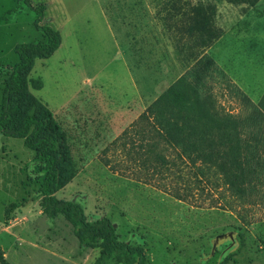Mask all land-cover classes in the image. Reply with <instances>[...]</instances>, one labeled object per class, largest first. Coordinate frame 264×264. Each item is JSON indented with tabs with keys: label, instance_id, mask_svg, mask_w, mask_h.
Wrapping results in <instances>:
<instances>
[{
	"label": "rangeland",
	"instance_id": "1",
	"mask_svg": "<svg viewBox=\"0 0 264 264\" xmlns=\"http://www.w3.org/2000/svg\"><path fill=\"white\" fill-rule=\"evenodd\" d=\"M30 1L33 6L44 2ZM122 3L141 7L144 15L163 14L145 27L121 29L129 41L121 45L99 19L61 20L53 27L64 39L61 47L50 58L36 60L29 74L30 80L42 82L41 89L29 85V91L65 132L75 169L55 196L79 200L89 220L108 218L121 241L143 248L147 264H264V188L238 202L218 188L216 178H199V183L191 181L193 194L178 200L163 190L164 182L135 179L124 168L121 139L113 144L202 55L225 75L211 82L223 109L246 111L231 92L234 86L257 104L264 92V0L254 5L112 0L111 5ZM66 4L69 9L81 3ZM153 7L155 12L147 11ZM61 13L71 15L70 10ZM50 14L44 12L40 25L51 26ZM206 15L217 35L209 47L207 34L196 24ZM35 18L22 0H0V107L7 71L18 61L15 46L42 40ZM34 162L23 139L0 135V253L5 263L92 264L99 250H80L63 215L49 220L42 213L38 188L43 174Z\"/></svg>",
	"mask_w": 264,
	"mask_h": 264
},
{
	"label": "trees",
	"instance_id": "2",
	"mask_svg": "<svg viewBox=\"0 0 264 264\" xmlns=\"http://www.w3.org/2000/svg\"><path fill=\"white\" fill-rule=\"evenodd\" d=\"M22 1L35 14L34 27L42 33V40L14 48L18 61L9 67L4 80L0 135L23 139L34 152V164L43 174L38 188L42 213L49 220L63 215L72 226L80 250H99L92 264H147L143 248L121 241L108 218L89 220L79 200L55 196L74 178L75 169L65 132L51 111L29 91V85L41 89L42 82L30 80L29 74L36 60L48 59L57 51L61 35L48 25H40L44 3L33 6L30 0ZM257 1L228 0L248 5ZM209 22L206 15L196 23L200 25L197 30L207 34V47L217 37ZM216 76L225 77L212 58L202 55L121 132L113 144L121 139L124 168L135 179L164 182L163 190L183 201L193 194L191 181L199 183V178H216L218 188L238 202L261 192L264 92L255 104L234 86L231 92L246 111L233 114L217 102L211 83ZM0 262L6 264L1 253Z\"/></svg>",
	"mask_w": 264,
	"mask_h": 264
},
{
	"label": "crops",
	"instance_id": "3",
	"mask_svg": "<svg viewBox=\"0 0 264 264\" xmlns=\"http://www.w3.org/2000/svg\"><path fill=\"white\" fill-rule=\"evenodd\" d=\"M46 5L45 12L52 13L47 15V23L53 27H59V23L61 20L70 22L74 24V22L86 21L89 23L91 19L95 21L99 19L101 25L107 29L109 36L116 42V44L121 45V42L127 40V36L125 33H122L121 29L130 28V27H145V23L151 21H157L163 13L158 16L152 15H144V11L141 7L137 5H129L122 3L121 7L111 5L112 0H79L81 4L72 6L69 9L65 5L69 2V0H43ZM65 10H70L71 15L69 18H66L65 14L61 12ZM148 12H155V8H149ZM73 14V15H72ZM57 23V24H56ZM141 23V24H140ZM59 25V26H58ZM50 26V27H51ZM61 27H66L64 24ZM121 38L122 41H121ZM131 38V37H129ZM64 39L61 37V45ZM132 41V40H131ZM129 42V41H128ZM134 42V41H132ZM60 45V47H61ZM59 47V48H60ZM58 48V49H59ZM57 49V51H58ZM56 52V51H55ZM121 53V51H120Z\"/></svg>",
	"mask_w": 264,
	"mask_h": 264
}]
</instances>
